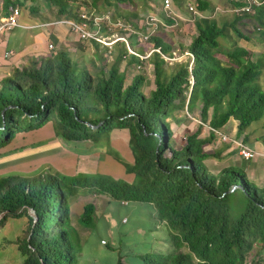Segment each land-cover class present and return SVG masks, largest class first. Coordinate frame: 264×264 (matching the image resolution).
Returning <instances> with one entry per match:
<instances>
[{
  "label": "trees",
  "instance_id": "trees-1",
  "mask_svg": "<svg viewBox=\"0 0 264 264\" xmlns=\"http://www.w3.org/2000/svg\"><path fill=\"white\" fill-rule=\"evenodd\" d=\"M0 1L2 21L14 8L24 10L27 2L32 6L36 0ZM90 1L88 5L81 0H43L56 10V18L73 21H79L78 10L83 5L94 8L102 2L105 8H116L135 1L155 4L156 0ZM172 1L182 8V0ZM229 1L233 10L244 5L243 0ZM31 6L30 13H37ZM196 9L202 14L211 11L200 0ZM130 15L134 21L135 13ZM194 18L196 36L186 48L192 57L188 62L166 67L161 55L170 56L171 46L156 37L148 39L153 49L160 51L148 59L153 67V89L148 95L143 92L145 73L133 75L127 84L128 72L135 66L141 69L144 63L128 54L122 43L117 44L123 47L111 63L107 48L99 53V45L93 43L101 64L94 75L61 50L32 58L0 80V150L17 134L39 130L55 116L54 136L65 142L98 143L102 138L108 142L114 130L126 131L133 163L124 164V169L136 178V182L127 183L105 176L68 177L49 170L33 176H0V216L4 214L0 235L8 220L28 221L26 237L16 240L20 264H76L70 201L79 190L155 207L160 221L170 229L171 248L165 255L141 256L143 264H264L260 257L264 251V186L250 182L233 166L212 174L205 161L219 160L221 151L204 150L213 145L230 119L237 122L234 140L243 137L238 141L242 145L253 123L264 129V86L260 83L264 73V5L251 14L233 13L232 20L221 24L215 19ZM133 23L128 24L136 32L144 29ZM133 40L129 37L130 47L135 49ZM136 51L144 54L142 47ZM195 109L199 110L200 126L175 149L172 120L180 112L189 115ZM85 123L98 128L93 130ZM202 126L209 131L205 137H201ZM232 186L240 189L229 193ZM238 194L245 202L242 200V212L232 219L230 200ZM237 204L240 207V200ZM94 212V206L86 204L80 223L93 225ZM255 248L259 258L247 260ZM116 264L124 263L119 258Z\"/></svg>",
  "mask_w": 264,
  "mask_h": 264
},
{
  "label": "rangeland",
  "instance_id": "rangeland-1",
  "mask_svg": "<svg viewBox=\"0 0 264 264\" xmlns=\"http://www.w3.org/2000/svg\"><path fill=\"white\" fill-rule=\"evenodd\" d=\"M85 1L88 5L91 4L90 0ZM162 1L163 0H156L155 4L150 3V5H160ZM200 1L206 2L211 11L203 14L200 13L198 9H196L198 0H182V8H179L171 0V7L177 13L178 17L173 16V21L170 24H164V26L160 25L159 27H152L153 30H150V32H152V34H150L149 36L150 38H159L164 43L171 46L170 57L173 56L172 53H183L180 61L172 62L171 65L173 63L181 64L189 61V58L186 59L184 52L188 47L186 46L187 43H189L190 40L192 41V39L196 36V28L194 24V20L196 19L194 18L195 16L193 14H190L188 12V4H191L194 10L201 17L203 16L205 18L215 19L218 24L229 22L230 20H232L231 17L233 15V7L231 5V1ZM143 5L145 8L143 7ZM30 6L31 4L27 2L26 7L23 10L24 14L29 16L37 15L29 12ZM83 6H85L87 10H90L89 6ZM31 7H34L38 11V13L42 12V15L47 20L56 19V10L54 8H48L43 0H36ZM147 7L149 8V3L135 1V3L131 6L121 5L116 8H105L102 2H97L94 8L102 14H104L105 12H110L113 19L122 21V23H125V26H128V23L134 22L136 24V27L140 28L144 21V17L150 16L149 13H146ZM177 11L180 15L188 18L189 20H187L186 22H182ZM130 12L135 13L136 19L134 21L133 19H130ZM163 17L165 19L167 18L165 14H163ZM161 19L162 17L160 16V20ZM130 27L131 28L129 29V31L136 32L134 29H132V26ZM253 30L254 28H252V31ZM251 34H254V31ZM131 36L130 39L133 40ZM134 43H137L136 38L134 39ZM241 43V41L238 42V44ZM141 44H143L144 46L138 45L135 46V49L137 50L143 46V55L146 58L142 61V63L145 64L141 65L142 67L139 70L135 66L132 72H128L127 84L131 81L133 75H136L139 72L145 73L146 76H149V72L152 73L153 68H150L147 62L149 61L148 59L150 56H148L147 54L153 47L150 42H148L147 45L144 42H142ZM122 47V44L116 45L113 47L112 55L107 54L109 63L112 62L113 57L119 50H121ZM79 49H82V47H80ZM87 49H89L88 51H85V54H87V56L81 57L79 53L73 54L74 58L72 57V60L77 62L79 65L85 66L94 75L99 72L101 64L99 61H93L94 58L97 59L96 55L94 56V58L92 57L93 60L91 59V55L96 52L95 49L93 48V50L91 49V47ZM103 50L104 49H102L101 47H98L99 53H103ZM178 57L180 58V56ZM182 58L184 60H182ZM122 65L123 66H121V70H123L124 67V64ZM166 67H169V64L166 63ZM107 68L108 66L105 67V69ZM260 83L264 86V73L261 77ZM151 85V81H147V83L144 84L143 92L146 95H148L149 92L153 89V85ZM183 117L186 121L185 126H190V131L186 128H182L177 136V139L171 140V144H173L175 149H180L185 144L184 136L188 135V133L191 134L195 132L200 126L198 109H195V111H193V113L189 115L186 113V111H184ZM54 121L55 116H53V119L50 123L39 130L17 134L10 145L0 150V176L12 174L33 176L38 172L47 170H49V172H54V169H56L54 173L68 177L71 176L70 173H74L76 176H105L110 179L120 180L124 182H136L135 176L127 175L124 169V164L131 165L132 161L130 159L133 158L129 147L126 144L123 143V145L120 146L118 142H112L111 138H109L108 142L107 140H105V138H102L98 143L65 142L54 136L52 127V123ZM172 128L174 129V127ZM202 128V133L203 131H206V133L209 132L206 126H202ZM248 132H250L251 135L253 132V134L260 136L263 141L262 143L264 144V136H261L264 135V129H261L260 123H253ZM220 133L227 137L225 142L221 141V139L216 136L217 142L214 141L213 145L211 144L204 148V150L208 153L221 151V154H219L220 159H210L208 161H205V164H207L209 171L214 175L219 174L222 169L228 167V165L230 164L236 170L242 172L244 169L237 166L242 162L238 154L235 155L234 160L229 159V157L231 156L230 154V156L227 157L223 154L227 148L236 150L235 148H232L231 144L233 137H229L228 133L223 129L220 131ZM55 140L58 141L59 146ZM122 140L124 141L123 137ZM52 142H54V144H52ZM59 148H62L69 153L77 154V159L79 160V162L76 171L70 170L68 167H65L66 163H64L63 160L66 158L63 155L55 154L57 153L56 150H58ZM260 152L262 153V151ZM263 154L262 156H256L255 160H250L248 162H245L244 164H246L250 169H254L256 162L259 161L264 176V158H260L264 157ZM49 158L52 159L51 162L46 161ZM58 167H60L61 169H59ZM254 175V173L249 174L248 177L252 178ZM258 176H260V178L256 177L255 175L253 179H255L256 181L262 180L261 184L258 185H264V180L261 179V173ZM75 198L72 199V202L76 201L79 204V210H81L82 207L86 204H92L94 206H101L100 213L102 212L101 214L98 213L96 216H93V225L88 227H85L80 222H78L79 219L77 220L78 227H74L77 233L72 230L73 245L75 251L77 252L76 264H116L119 258L122 259V262L124 264H143L141 256L153 253L164 255L169 253L171 248L169 240L170 229L164 223L159 227L157 231H155L154 229L156 222L150 217V211L147 208H143L145 206L129 203L128 206L124 207L120 205V202L114 200L111 201L110 205H102L99 202V199L94 198L92 194H89L85 190H79ZM238 200H240L241 203L240 207L239 204H237ZM242 200L245 202L240 194L235 195L230 200V214L232 219L238 217V215L242 212ZM129 208H133V211L131 213H129L128 211ZM80 213H82V210ZM73 214H75V211ZM80 216L81 214L79 215V218ZM73 217L76 222V215H73ZM123 220H125L127 224L122 223ZM79 228L87 231V235L83 240H81L78 236L79 232L77 230ZM142 231H144V233ZM27 232L28 221L25 218L8 220L5 223L0 235V264H20L21 258L17 252L16 240L18 238L26 237ZM151 232H153V234ZM101 241L106 244L103 245ZM258 251L259 250L255 248L248 256L247 260H250L251 257L252 259L259 258L257 257ZM260 257H264V251L262 252Z\"/></svg>",
  "mask_w": 264,
  "mask_h": 264
},
{
  "label": "crops",
  "instance_id": "crops-1",
  "mask_svg": "<svg viewBox=\"0 0 264 264\" xmlns=\"http://www.w3.org/2000/svg\"><path fill=\"white\" fill-rule=\"evenodd\" d=\"M0 4H1V1H0ZM143 7H144V5H143ZM0 8H1V6H0ZM19 9H20V17L18 19L19 26L15 27L14 29L7 31V32L0 31V80L2 78L8 77L14 69H18V68H21L24 65H26L28 63V61L32 58L45 57L51 53L52 54L55 53V51L57 52V51H61V50L68 52L69 55L71 56V58L72 57L74 58L73 54H78V53L82 57V56H87V54H85V51L89 50L87 48L91 47V49H93V43L79 41L77 35L72 33L66 25L57 24V22L65 20V19L56 18L54 20H47L42 15V12H40V13L37 12V13H34L37 15L29 16V15L24 14V12L21 8H19ZM161 10H162L161 4L151 6L149 3V8L147 7L146 13H149V15H151V16L152 15L156 16L159 20H160V16H161L162 17L161 21L163 24H170L173 20L169 19V18L165 19L163 17V12ZM174 13H175V15H177V13L175 11H174ZM178 14H179V12H178ZM1 16H2V14H1ZM1 16H0V25L3 22V20L1 21V18H2ZM177 17H178V15H177ZM179 18H180V20H182V22H186L187 20H189L188 18H185L180 14H179ZM190 43H191V40L189 41V43H187L186 46H189ZM49 44L53 46L52 52L48 50ZM80 47H82V49H79ZM186 51L187 50L185 49V52ZM8 52H12L13 54L11 56L5 57V54ZM179 53L180 54L176 53V55L180 56V59H181V57L183 56V53H181V52H179ZM254 53H259V52H254ZM95 55H96V52H94L91 55L92 60H93ZM183 58H182V60H184ZM187 58L188 57H186V59ZM95 59L96 58H94L93 61L97 62V60H95ZM147 62H148V66L150 68H153L151 66V64L149 63V61H147ZM122 64H124V66H125V62H123ZM176 64H178V63H175V64L173 63L172 65L170 64L171 66L169 65V67H172ZM121 66H123V65H121ZM147 81H149V82L151 81L152 85H153V75L150 72H149V76H147ZM185 122L186 121L183 117V112H180L179 115L174 116V118L172 120V124H171V127H174V129L172 128L173 129V136H172L173 140L177 139V136H178V134L182 128H186L190 131V129H189L190 126H187V125L185 126ZM222 129L228 133L229 137H233L232 139H234V137L236 136V131H237V122L233 119H230ZM188 134H190V133H188ZM204 134H208V133H206V131H203V133L201 134V137H205L206 135H204ZM248 134H250V132ZM261 136H264V135H261ZM122 137H123L124 141L122 140ZM110 138L112 139V142H118L120 144V146L123 145V143L128 146V134L126 131L114 130L110 134ZM242 138L243 137H240V140H242ZM240 140H238V141H240ZM55 141L58 144V141L57 140H55ZM216 142H217V139H216ZM262 142H263L262 138H260V136H257L256 134H253V132H252V135L251 134L249 135L247 142H244L243 144L245 146H247L248 148L254 150V151L258 150L259 153H261L260 151H262L261 154H263L264 153L263 152L264 151V144ZM52 144H54V142H52ZM58 146H59V144H58ZM232 148H235L233 146V144H232ZM56 152L57 153H55V154L63 155L66 158L63 160V162L66 163L65 167H68L70 170L76 171V168H77L78 162H79V160L77 159L78 158L77 154L69 153V152L63 150L62 148H59L58 150H56ZM223 154L226 157L231 155L229 157V159L234 160L235 155L238 153H237V150L227 148ZM260 158L263 159L264 157H260ZM255 159L256 158H254L252 160H255ZM130 160L133 163V158ZM241 160H242V162L237 166L244 169L243 172L245 174H247V177L249 176V174L254 173L256 175V177L260 178V176H258V175L261 173V177H262L261 179L264 180L263 170L260 166L259 161H258L259 163L255 161L256 162L255 168L250 169L246 164H244L245 162H248V161H245L243 159H241ZM46 161L51 162L52 159L49 158ZM53 165H55V164H53ZM206 166H207V164H206ZM230 166H231V164L228 165V167H230ZM58 168L61 169L60 167H58ZM55 171H56V169H54V172ZM70 175H71L70 177L75 176L74 173H70ZM253 177L252 178L248 177V179L252 183H254L255 185L261 184L262 180L256 181L255 179H253ZM127 183H132V182H127ZM263 186L264 185H262V186L258 185V187H263ZM93 197L96 199H99V202L102 205L103 204L110 205V203L112 201L110 198H108L106 196H95V195H93ZM73 198H75V197H73ZM72 199L70 201V225H71L72 229L76 232L74 227L75 228L78 227L77 220L79 219V215L82 214L80 212H81V210L83 212L84 206L82 207L81 210H79V204L76 201L72 202ZM129 203L140 204L141 206H145L143 208H147L150 211V215H151L150 217L156 222L155 229H154L155 231H157L159 229V227L162 226V224H164V222L160 221V219L158 218L157 213H156V209L152 204H150V203L120 202V205L125 207V206H128ZM94 208H95L94 216H96L98 213H100L101 206L96 205V206H94ZM74 211H75V214H73ZM128 211H129V213H131L133 211V208H129ZM73 215H76V222L74 220ZM78 222H80V221L78 220ZM122 223L127 224V222L125 220H123ZM77 231L79 232V234H78L79 238L81 240H83L84 237L87 235V231H84L80 228ZM142 232L144 233V231H142ZM151 233L153 234V232H151ZM105 244L106 243H104L103 245H105Z\"/></svg>",
  "mask_w": 264,
  "mask_h": 264
},
{
  "label": "built area",
  "instance_id": "built-area-1",
  "mask_svg": "<svg viewBox=\"0 0 264 264\" xmlns=\"http://www.w3.org/2000/svg\"><path fill=\"white\" fill-rule=\"evenodd\" d=\"M85 1V0H81ZM238 2L239 0H235ZM244 5L237 9H232L233 13H246L251 14L256 8H259L264 5V0H243ZM172 2L171 0H163L161 2L162 12L166 15L167 18L172 19L173 16H177L172 9ZM187 10L190 14H193L197 18H202L191 6L188 4ZM20 17V9L14 8L9 12V15L3 19L2 24L0 25V31H10L15 27H18V19ZM78 17L79 21L73 20H62L57 22V24L66 25L69 30L76 34L79 41L81 42H91L96 43L102 48H107L108 53L113 50V47L116 46L118 43L124 44L126 51L130 55H134L138 57L140 60H144L146 57L144 55L137 54V51L130 47L129 37L133 34L136 36L137 46L143 45L141 44L144 42L147 45L148 39L150 38V30H153L152 27H159L164 26L161 20H159L156 16H147L144 18V21L141 27H144L142 31H129L131 28L129 25L125 26V23H122L120 20L113 19L110 12H105L104 14L94 11L90 8L87 10L85 6L78 10ZM140 27V28H141ZM133 29V28H132ZM257 32L260 31V28L256 29ZM149 32V33H148ZM135 39V38H134ZM134 41V40H133ZM136 46V45H135ZM144 46V45H143ZM142 46V47H143ZM48 50L52 52L53 46L48 45ZM153 53H160L159 49H151L150 52L147 54L151 56ZM13 53L8 52L5 54V57L11 56ZM146 55V54H145ZM173 56H164L161 55L162 59L167 63L171 64L172 62H179L180 58L175 54L172 53ZM184 55L188 58H192L188 52H185ZM178 58V59H177ZM139 70V66L137 67ZM221 141L225 142L227 137L225 135L218 134ZM233 146L237 149L238 156L245 160L250 161L256 156H262L261 153L258 154L257 151H254L248 148L245 145H242L241 142H237L232 139ZM104 244V242H101Z\"/></svg>",
  "mask_w": 264,
  "mask_h": 264
},
{
  "label": "water",
  "instance_id": "water-1",
  "mask_svg": "<svg viewBox=\"0 0 264 264\" xmlns=\"http://www.w3.org/2000/svg\"><path fill=\"white\" fill-rule=\"evenodd\" d=\"M86 126L90 127L91 129L95 130L98 128V126L94 127V126H91L89 123H85ZM240 186H232V188L230 189L229 193H233L235 190L237 189H240L239 188ZM29 216L32 217L35 221H36V216L34 215V213H32L31 211L28 212ZM4 216V214H2L0 216V220L1 218Z\"/></svg>",
  "mask_w": 264,
  "mask_h": 264
}]
</instances>
